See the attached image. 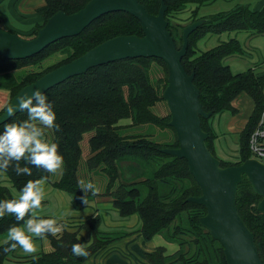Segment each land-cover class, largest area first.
<instances>
[{
  "label": "trees",
  "instance_id": "trees-1",
  "mask_svg": "<svg viewBox=\"0 0 264 264\" xmlns=\"http://www.w3.org/2000/svg\"><path fill=\"white\" fill-rule=\"evenodd\" d=\"M88 1L45 0L44 6L37 10L43 17V22L32 32L19 34L8 31L21 38L30 39L57 11L72 14L83 8ZM161 1L166 6L164 17L167 30L179 49L184 26L172 25L170 14L182 9L187 3L200 5L208 0H138L150 14L157 13ZM201 19H204L203 23L188 36L187 50L181 64L187 74L194 73L193 84L199 90L201 107L205 112L211 113L208 119L200 120L201 129L208 135L206 146L211 152L213 133L209 128L210 118L224 111L234 113L231 103L241 94L252 99L253 111L239 137L238 161H221L223 167L239 165L250 157L249 136L264 110V73H255L248 69L234 74L223 63L225 57L242 52L241 45L234 38L202 52H197V42L207 34L222 32L243 31L251 35H264V8L255 11L247 4H240ZM120 35L142 36L139 21L125 12L108 13L98 17L80 34L57 40L33 56L13 60L0 56V89L7 90L12 97L44 74ZM61 45L65 47L62 49L59 47ZM48 50L66 53V58L43 72L29 69L19 73L22 68L33 66L46 58ZM158 64L162 65L165 76L154 79ZM166 85L165 63L155 57H139L91 68L84 74L73 76L46 91L45 94L53 104L55 123L59 124V130L45 128L44 137L48 142L57 143L58 152L63 157L60 176L51 179V172L30 163L27 166L32 170L31 175L17 174L15 165L18 163L23 167L26 162L23 158L20 161L13 160L6 170H0V177H3L0 181V200L18 198L4 185L6 182L20 192L29 180L46 177L45 181L54 189L68 194L73 209H80L85 196L78 176L84 157L81 141L84 134L93 132L87 141L85 166L88 171H101L106 183L103 191L89 190L86 198L89 194L93 195L91 197L101 195L111 203L120 217L137 216L138 231L145 241H150L154 235L159 234L166 241L178 246L170 255L165 253L164 247H157L146 255L150 264H226L221 245L199 224V218L205 214L204 207L186 201L190 196L200 195L186 161L160 151L162 148L178 146L175 131L168 125L170 115L169 118H162L153 111L156 103L163 100L162 92ZM25 119H28L27 111H20L0 124V131L6 123ZM122 119H129L130 123L118 125V121ZM145 125L170 130L172 134L169 142L160 143L147 134L132 132L134 127ZM259 200L260 197L253 193L250 184L243 177L237 187L236 209L247 228L254 234L258 256L264 264V213L256 209ZM32 214V211L26 212L24 219L20 221L16 220L14 213L0 216V264L8 263L20 247L17 245L15 249H11L10 244L15 242L6 240L1 243L2 238L7 236L11 226H23L24 221ZM77 222L80 223L65 226L59 233H44L40 236L48 241L51 251L41 252L11 264H84L103 245L123 235L102 232L99 215L88 216ZM81 231L89 235L86 257L76 256L71 251L72 245L80 242ZM5 248H9V251H4Z\"/></svg>",
  "mask_w": 264,
  "mask_h": 264
},
{
  "label": "water",
  "instance_id": "water-1",
  "mask_svg": "<svg viewBox=\"0 0 264 264\" xmlns=\"http://www.w3.org/2000/svg\"><path fill=\"white\" fill-rule=\"evenodd\" d=\"M165 10L162 1L157 13L150 14L138 0H89L72 14L57 11L30 39L0 28V56L11 60L33 56L57 40L74 37L98 17L108 13L125 12L132 15L139 21L143 33L142 36H115L96 45L21 88L8 104L15 103L26 92L30 94L34 88L45 93L73 76L111 62L139 57L161 59L167 67V85L162 98L170 114L168 125L175 131L178 146L160 151L186 161L188 171L200 190L199 196H190L186 201L204 207L205 214L199 218V224L221 245L225 263L262 264L254 234L239 216L235 199L237 187L245 177L253 193L260 197L257 211L264 213V164L248 158L239 165L223 167L206 146L208 135L201 129L200 120L209 118L211 113L201 107L199 90L193 84L194 73L187 74L181 64L189 34L204 19L183 27L182 44L178 49L167 30ZM5 113L6 108L0 114V124L11 118Z\"/></svg>",
  "mask_w": 264,
  "mask_h": 264
},
{
  "label": "crops",
  "instance_id": "crops-1",
  "mask_svg": "<svg viewBox=\"0 0 264 264\" xmlns=\"http://www.w3.org/2000/svg\"><path fill=\"white\" fill-rule=\"evenodd\" d=\"M248 1L251 4H246L255 11L264 8V0ZM44 4L45 0H0V22L4 26L2 29L15 31L19 34L32 32L37 25L43 22V17L37 12V10L44 6ZM227 10H221L218 12ZM203 15L207 16L206 14ZM10 17H12V19ZM11 21L17 22L19 25H14ZM232 38L237 40L241 45L242 52L240 54L229 55L223 59V63L229 67L231 72L236 74L252 69L255 73H264L263 34L251 35L249 32L247 33L243 31L242 33L222 32L219 34H207L198 40L197 46L199 43H202L201 48H203V50H200L197 47V52L207 51ZM230 57L233 58L232 62L226 63L225 60ZM231 104L235 109V112L231 113L229 111H224L213 115L209 120V128L213 133V139L211 140V150L213 155L220 161L236 162L238 161L240 133L247 124L253 111L254 103L248 95L241 94L235 98ZM235 135L236 139L234 143ZM234 147L236 151L232 150ZM232 151L236 152V157H234L235 161H233L231 157L229 158V153ZM87 154L88 150L85 155ZM44 190V194H47V192H54V196H56L61 203H65L67 207L65 210L58 209L59 214L53 213L55 216L53 214L45 213L37 217H60L59 221L70 220L77 222L88 216L94 217L99 215L102 221L100 225V230L102 232L116 234L123 233L120 238L99 248L87 259V261H85L84 264H150L146 255L152 253L157 247H164L167 255L174 253L178 249L177 244L166 241L164 237L159 234L154 235L150 241H145L141 233L138 231L139 221L136 219L137 217L132 219L131 217L135 216L132 215L129 219L121 218L111 206L110 202H108L106 206L98 203V208H96V206L92 204L94 202L91 201V203H89L88 201V203H84L80 209L75 210L73 209L69 198L63 193L53 191V187L46 181L44 182ZM46 197L47 196L44 195L41 201L46 203ZM101 211L105 212L101 213ZM62 213L64 214L63 216H61ZM101 214L103 215L101 216ZM26 234L31 237L35 246V251L26 253L21 247H19L17 253H14L13 256L10 257L9 261L11 263L24 261L37 252L51 251V247H49L50 245L45 238L35 236L31 233ZM80 237L82 242L83 239L85 243L89 240V235L85 231L80 232Z\"/></svg>",
  "mask_w": 264,
  "mask_h": 264
},
{
  "label": "clouds",
  "instance_id": "clouds-1",
  "mask_svg": "<svg viewBox=\"0 0 264 264\" xmlns=\"http://www.w3.org/2000/svg\"><path fill=\"white\" fill-rule=\"evenodd\" d=\"M27 111L28 119L11 123H6L0 131V170H6L11 161H20L23 158L26 165L21 167L15 165L17 174L31 175L32 170L27 166L28 163L42 167L52 172L58 169L63 157L58 152V145L55 142H48L44 137L45 128H56L59 124L55 123L56 114L53 104L48 96L39 88H34L31 93H24L6 107V115L13 117L18 111ZM47 178L41 177L36 180H29L20 190L18 198L0 200V216L6 213H14L16 220H23L26 212L32 211V215L24 221V226L13 225L8 229L7 239L14 241L9 248L15 249L19 245L24 252L35 251L34 243L27 233L41 236L44 233H59L64 227L59 223L60 217L39 218L35 215V210L41 205L44 196V182ZM85 196L82 198L87 204L86 194L90 190L96 191L92 182H82ZM64 214L62 213L61 216ZM5 248L4 251H9ZM87 245L75 243L71 251L76 256L88 255Z\"/></svg>",
  "mask_w": 264,
  "mask_h": 264
},
{
  "label": "rangeland",
  "instance_id": "rangeland-1",
  "mask_svg": "<svg viewBox=\"0 0 264 264\" xmlns=\"http://www.w3.org/2000/svg\"><path fill=\"white\" fill-rule=\"evenodd\" d=\"M246 3L251 4L248 0H208V1H206V2H204L202 4H200V5H198L196 3H187V4H185V6L182 9H180L178 11H175V12H172L170 14V17H171L170 21H171L172 25H174V26H179L180 27L181 25H183L185 27L186 25H188V24H190V23H192V22H194V21H196L198 19H201V17L204 16L203 14H206V15L210 14V13L215 14V12H218V11H221V10H227V9L233 7L234 5L236 6V5H240V4H246ZM13 17H15V16H13ZM10 18L12 19V17H10ZM13 21H11L12 24H14V25L18 24L19 25V23L13 22ZM1 24L2 23L0 22V28H3L4 26H3V24L2 25ZM239 33H242V31H240ZM23 38H25V37H23ZM201 45H202V43H199L197 47L200 50H203V48H201ZM59 47L63 49L65 47V45H61ZM65 58H66V53H63V52H60V51L52 52V50H48V56L46 58H44L42 60H39V62L37 64L33 65V66H28V67L26 66V67L22 68L21 70H19V73H22V71H27L29 69L34 70L33 72H43L46 69L52 68L54 65H56L60 61H63ZM232 59L233 58L230 57V58H228L225 61H226V63H231ZM154 67H155V65H154ZM155 72L156 73L153 75L154 79H157V78H160V77L164 78L165 72H164V69L162 68L161 64L156 65V71ZM12 97H11L10 93L7 90L0 89V112H2L3 108L8 105V103L11 100ZM153 111L156 112L157 115L162 117V118H167V117L169 118L170 114H169L168 108H167L166 103H165L164 100H161V101L157 102L155 107H154V109H153ZM129 123H130L129 119H122V120H119L117 124L118 125H127ZM205 125L207 126L206 123H205ZM132 132L134 134H147L149 136H152L153 139L157 140V142H160V143H163V142H166V141L169 142V137L172 134L171 131L168 130V129H160V128L152 127V126H149V125L134 127L132 129ZM92 134H93V132H88V133L83 135V139L81 141V149H82V153H83L84 157H83V159H82V161L80 163V166H79L78 176H79L80 187L83 188V186H84V184L82 182H85V183L89 182V181L92 182V180L94 179V183L93 184H94V186L96 188V191L101 192V191H103L105 183H106V180H105L102 172L98 171V170H94V171L90 170V171H88L86 166H85V157H86L85 153L88 150V142L87 141H88V139L90 138V136ZM235 139H236V135H235V138H234V141H233L234 143H235ZM232 150H235V147ZM235 151H232V152L229 153V158L231 157L233 161H235L234 157H236V152ZM223 162H229V161H223ZM231 162H229V163H231ZM60 172H61V166L58 169H56L55 171L51 172V179L59 178ZM2 178L3 177H0V181L2 180ZM4 185L7 186L10 189V191H11L13 196H15V197L19 196L20 192L16 191L14 188H12L11 185L8 182H6ZM53 191H57L59 193H63L70 200V197L65 192H61V191H58L56 189L54 190V188H53ZM44 195L47 196L45 198L47 202L44 203L43 201H41L40 207L35 210V215L36 216H40L41 214H45V213H47V214L56 213L57 214L59 212L58 209H60V210H65L66 209V207H67L66 204L65 203H61L57 199V197L54 196V192L53 193L47 192V194H44ZM91 196H93V195H91V194L87 195V198H89L88 201H89V203H91V201L94 202L92 204L94 206H96V208H98L97 207L98 203H101L102 205H105V206L108 203V201H106L104 199V197L101 196V195H96L94 197H91ZM70 203H69V205H70ZM106 211H108V210H106ZM104 212L105 211H101V213H104ZM53 215L55 216V214H53ZM102 215L103 214H101V216ZM129 217H124V218H128L129 219ZM135 217H137V216H132L131 218L134 219ZM121 218H123V217H121ZM66 219H69V218H66ZM136 219H138V218H136ZM60 223L63 224L64 227L65 226L68 227V226H70L72 224H79L80 222H73V221H70V220H62V221H60ZM23 226H21V227H23ZM6 240H8L7 236L2 238L1 243L5 242ZM79 241H80L79 243H82V244H86L87 243V242L86 243L84 242V239H83V242H82L81 237H79ZM86 245H88V243ZM18 249L15 251V254L17 253ZM37 254H39V253L38 252L34 253L33 256H35ZM33 256H30V258L33 257ZM5 264H11V262L9 261L8 263H5Z\"/></svg>",
  "mask_w": 264,
  "mask_h": 264
},
{
  "label": "built area",
  "instance_id": "built-area-1",
  "mask_svg": "<svg viewBox=\"0 0 264 264\" xmlns=\"http://www.w3.org/2000/svg\"><path fill=\"white\" fill-rule=\"evenodd\" d=\"M250 157L264 164V110L262 111L248 140Z\"/></svg>",
  "mask_w": 264,
  "mask_h": 264
}]
</instances>
